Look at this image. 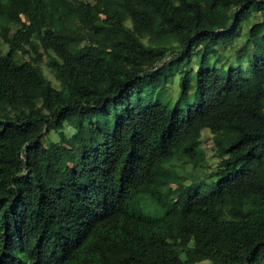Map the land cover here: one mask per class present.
<instances>
[{"label": "trees", "instance_id": "trees-1", "mask_svg": "<svg viewBox=\"0 0 264 264\" xmlns=\"http://www.w3.org/2000/svg\"><path fill=\"white\" fill-rule=\"evenodd\" d=\"M183 257L264 264V0H0V264Z\"/></svg>", "mask_w": 264, "mask_h": 264}, {"label": "rangeland", "instance_id": "rangeland-1", "mask_svg": "<svg viewBox=\"0 0 264 264\" xmlns=\"http://www.w3.org/2000/svg\"><path fill=\"white\" fill-rule=\"evenodd\" d=\"M89 1H93V0H89ZM3 51L5 52L6 49H3ZM50 59L51 58L43 57L42 58V64L40 65V68H41L44 76L47 79H49L53 84H55L54 81H53V78H52L53 76H52L51 72L48 69V62L50 61ZM175 81H176V79L174 80V83H173L174 89L176 88ZM64 132L67 133V134H72L73 131L72 130H69V129H65ZM203 140H204L203 141L204 142L203 143V146H204L205 150L207 151L208 156L209 157H212L213 156V153H212L213 151H212V147H211V142H210V139H209V135L208 134L207 135L204 134V139ZM183 260L185 261V258L184 257H183ZM185 263L186 264H189L186 261H185ZM193 264H212V262H210L208 260H203L201 262H197V263H193Z\"/></svg>", "mask_w": 264, "mask_h": 264}]
</instances>
